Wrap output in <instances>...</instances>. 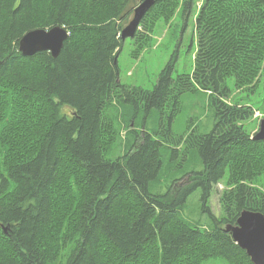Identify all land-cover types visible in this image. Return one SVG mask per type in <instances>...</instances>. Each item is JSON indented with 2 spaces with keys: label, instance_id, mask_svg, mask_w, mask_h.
<instances>
[{
  "label": "trees",
  "instance_id": "1",
  "mask_svg": "<svg viewBox=\"0 0 264 264\" xmlns=\"http://www.w3.org/2000/svg\"><path fill=\"white\" fill-rule=\"evenodd\" d=\"M139 1L0 0V264H253L224 229L243 210L264 215V180L256 183L264 140L246 130L255 110L231 103L226 81L252 92L264 74V0H203L193 15L191 72L174 77L170 59L151 90L117 80L121 30ZM193 7L155 0L131 38L132 55L158 20L179 12L186 21ZM57 25L68 32L57 56L21 54L26 32ZM197 88L208 91L212 128L177 135L170 123L181 94ZM112 102L125 106L122 120L134 128L126 152L107 158L118 138ZM152 118V130L143 129ZM162 148L168 162L190 156L186 165L201 168L182 167L153 192ZM226 172L216 215L211 190ZM196 190L209 222L179 215Z\"/></svg>",
  "mask_w": 264,
  "mask_h": 264
},
{
  "label": "rangeland",
  "instance_id": "2",
  "mask_svg": "<svg viewBox=\"0 0 264 264\" xmlns=\"http://www.w3.org/2000/svg\"><path fill=\"white\" fill-rule=\"evenodd\" d=\"M202 3L203 0H194L193 14L186 21L182 19L179 12L168 22L163 19L158 20L152 29L148 45L138 56L132 55L134 44L130 37H126L117 55V80L126 86H138L151 90L156 82L158 73L170 59L173 62L174 70L172 74L174 77L180 73L189 74L192 70L193 57L196 49L193 15L197 13ZM131 15L133 16V11ZM226 85L230 90L229 96L231 103L232 101L239 102L244 105H249L255 110L252 118L246 120L244 123L246 130L254 134L258 129L260 119L264 117V74L259 76L258 82L252 92L236 89L233 77L227 78ZM209 101L208 91L200 88L182 93L179 100V110L170 123L172 130L177 135L182 134L181 132H188L189 129L192 130L196 126H199L203 132L209 131L213 125V113L211 112ZM108 106V112L117 126L118 138L116 136L115 147L106 157L115 158L117 156L120 157L126 152V146L129 143L128 139L131 136L130 129L134 127L131 122L127 123V119L122 120V113H126L124 110L127 109L121 108L122 106L114 102ZM166 112H168V109ZM140 116L137 118L136 131L140 129ZM168 122V118L163 115V120L160 124L166 125ZM154 125H156V122L152 118L145 123L143 129L146 128V130L151 131ZM160 135L163 134L161 133ZM169 142L170 140L167 144ZM167 151L165 148L161 149L160 158L162 160L164 174L157 183L151 184L150 190L153 192H164L172 178L177 177L182 172V167L186 170H199L201 168L200 165L193 167L186 165V162L191 159L190 156L181 163L179 157L168 162L169 154ZM178 164H181L180 167H177ZM227 178L228 174L226 172L221 182L211 190L209 205L216 215L221 213L218 198ZM263 180L264 174L256 179V183H260ZM199 195V190L193 192L186 200L185 205L179 209V215L193 222H196V220H200L202 223H205L206 220L209 222L206 214L201 210ZM199 264H226V261L220 257H212L201 261Z\"/></svg>",
  "mask_w": 264,
  "mask_h": 264
},
{
  "label": "water",
  "instance_id": "3",
  "mask_svg": "<svg viewBox=\"0 0 264 264\" xmlns=\"http://www.w3.org/2000/svg\"><path fill=\"white\" fill-rule=\"evenodd\" d=\"M148 0L140 1L133 9V16L122 28L123 37L134 36L142 17L149 10ZM67 32L56 26L51 29H33L26 32L19 41V50L24 56L34 54L36 51H49L57 56ZM116 58V57H115ZM1 63V60H0ZM254 140H264V117L259 122L258 131L252 136ZM230 232L232 239L240 248L245 250L253 264H264V215L251 210L240 212L235 225H228L224 229Z\"/></svg>",
  "mask_w": 264,
  "mask_h": 264
},
{
  "label": "bare ground",
  "instance_id": "4",
  "mask_svg": "<svg viewBox=\"0 0 264 264\" xmlns=\"http://www.w3.org/2000/svg\"><path fill=\"white\" fill-rule=\"evenodd\" d=\"M149 2H150V6H149V8L150 7H153V4H154V2H155V0H148ZM57 26H59V25H57ZM54 27H56V26H54ZM59 27H61V28H63L64 30H66V28H64V27H62V26H59ZM53 28V27H52ZM137 30V29H136ZM66 32H67V30H66ZM136 32V31H135ZM135 34V33H134ZM67 35H68V32H67ZM121 38L124 40L126 37H123L122 36V34H121ZM21 39V38H20ZM20 41V40H19ZM65 41V40H64ZM64 41H63V43H64ZM62 46H63V44H62ZM62 46H61V48H62ZM18 47H19V42H18ZM60 48V49H61ZM20 51V50H19ZM43 51H46V50H43ZM21 52V51H20ZM36 52H38V51H36ZM35 52V53H36ZM33 55V54H32ZM30 56V55H29ZM55 57V56H54ZM115 105V104H114ZM120 105V104H119ZM121 106V105H120ZM122 108V107H121ZM124 108H125V106H124ZM128 108V107H127ZM126 109V108H125ZM131 109V108H130ZM129 109V110H130ZM125 112H126V110H124ZM139 115H140V113H139ZM138 116V115H137ZM135 118V117H134ZM262 119V118H261ZM260 119V120H261ZM134 121V120H133ZM260 122V121H259ZM258 128H259V124H258ZM257 131H258V129H257ZM134 144V143H133ZM119 158V157H118ZM73 175V174H72ZM239 217V216H238ZM238 219V218H237ZM236 223H237V220H236ZM235 225V224H234Z\"/></svg>",
  "mask_w": 264,
  "mask_h": 264
}]
</instances>
